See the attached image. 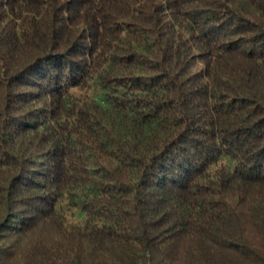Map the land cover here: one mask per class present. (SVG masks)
<instances>
[{
    "label": "trees",
    "instance_id": "1",
    "mask_svg": "<svg viewBox=\"0 0 264 264\" xmlns=\"http://www.w3.org/2000/svg\"><path fill=\"white\" fill-rule=\"evenodd\" d=\"M0 264H264V0H0Z\"/></svg>",
    "mask_w": 264,
    "mask_h": 264
}]
</instances>
